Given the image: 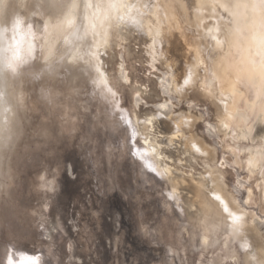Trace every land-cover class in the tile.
<instances>
[{
	"label": "rangeland",
	"instance_id": "374dc122",
	"mask_svg": "<svg viewBox=\"0 0 264 264\" xmlns=\"http://www.w3.org/2000/svg\"><path fill=\"white\" fill-rule=\"evenodd\" d=\"M221 1L202 6L203 0H169L164 6L137 0L131 10L136 18L122 19L119 25L121 37L113 36V27L106 35L97 28L101 42L96 60H83L85 53L73 66L64 59L73 34L59 49L66 51L42 60L37 37L45 31V20L36 14L24 17L22 39L36 48L33 54L22 58L19 53L13 59V74L23 79L25 107L19 136L7 156L10 177L0 190V264L9 259L12 264H32V258H38L36 264H264V189L257 186L264 162L254 173L245 162L250 148L260 146L264 152V121L255 110L251 132L244 139L239 115L247 113V102H254L257 92L240 79L234 100L213 83V63L223 55V34L241 24L234 0ZM155 4L172 16L170 30L182 46L201 45L205 65L199 60L184 91L175 87L163 66L164 41L155 36L147 42V31L138 23ZM201 13L204 21L196 18ZM199 76L205 78L203 83L207 80L202 93H209V98L191 95ZM145 86L147 93L137 92ZM234 101L236 115L221 123L219 112H229ZM175 111L194 117L195 134L207 142L214 160L208 162L210 167L187 153L182 162L176 159L182 167L174 166V171L186 177V185L198 186V177L213 168L240 226L228 213L213 228L199 214L192 216L184 184L174 191L145 146L146 114L169 121ZM137 149L143 159L133 154ZM246 237L253 238V257L244 246Z\"/></svg>",
	"mask_w": 264,
	"mask_h": 264
},
{
	"label": "bare ground",
	"instance_id": "6f19581e",
	"mask_svg": "<svg viewBox=\"0 0 264 264\" xmlns=\"http://www.w3.org/2000/svg\"><path fill=\"white\" fill-rule=\"evenodd\" d=\"M155 1H159L164 6L168 5L169 3V0ZM214 2L219 3L222 1L213 0V2H208L207 0H203L202 6ZM136 3L137 0H0V190L4 185L3 180L10 177L9 172L7 173L6 170L7 156L11 150V147L15 145L17 137L19 136V124L22 120V116L24 115L25 107L23 79H20L14 76L15 74H13V68L15 65V61H13V53L17 52L18 50V53H20L21 57L23 58L28 55L29 52L33 54L32 51H35L36 48L35 43L26 41L24 42L22 39V37H24L22 36L23 30L25 29L23 27V21L26 19L24 17H30L31 15L33 16L36 14L38 17L41 16V19L43 18L45 20V31L42 36L40 35V38L37 37L39 39V43L38 40L37 43L40 45L38 58L42 60L51 58L59 51L63 52L65 49L59 50L61 45L68 41L73 34L74 37L72 36V38L69 40L70 42L68 47L65 46L67 47V52L64 58L67 65L73 66L75 63L80 61L79 58L83 57V54L85 53L86 54L83 60L87 62L91 61L92 59V61L96 60V50L99 48L101 42L97 36V28L102 27L104 32L101 34L104 33L106 35V32H109L107 30L110 27H113V36L121 37L122 32L119 25L122 23V19L136 18L131 15L132 7ZM234 5V11L239 16L238 18L241 21L239 23L241 24L239 25L238 29L232 31V27L231 31L229 30L230 32L223 34L225 37L223 40L224 45L221 47V54L223 53V55L221 56L219 54L221 57H219V60L217 59V62L214 60L215 63H213V65L215 64V66H213V83L215 81L220 87V91H222L221 93L225 91L226 95L234 100L236 99V93L238 89L237 82H240V79H244L246 84H248L254 89V91L257 92L254 102H247V113L242 115L238 114L239 121L244 124L246 130L241 136L244 139H247V136L251 132V124L249 123L252 117L251 114H254L255 110H257L260 119L264 121V0L260 1L258 4H254L252 0H234ZM23 9H25V13L23 12ZM209 13L213 15L212 11ZM171 17L164 15L160 9V6L155 4L153 9H151L149 12V15L143 17V20L138 22L140 23L142 29L140 26L138 27L142 31L143 28L147 31V33H145V40H147V42H149L147 38L152 37L151 39H154L153 37L155 36H159L161 40L164 41L165 47L163 49L165 57L163 66L166 65L167 69L172 74L175 87L183 90L184 88L182 87L185 86L183 83L184 79L190 76L193 80L192 76L195 71L197 72L196 68L199 67V60L202 62L201 65H205V60H202L203 54L200 44L190 43L188 45L182 46L183 43H180L179 38H176L179 36H174L173 32H171L172 30H170L171 24H173L172 22L170 24V19L173 20ZM205 17L206 15L201 13L196 18L199 21L203 20ZM144 32H142L143 38L145 37ZM150 38L149 40H151ZM142 43L145 45L144 42ZM85 47L87 49H85ZM193 48L194 51L192 50L191 52V49ZM216 55L219 56L217 52ZM217 56L215 58H217ZM210 57L212 59L214 58V55L212 54ZM65 60L63 61L64 63ZM201 76H199V78ZM199 78H195L196 81ZM203 79L205 78L203 77ZM203 79L200 78L193 88L192 93L190 92L191 95L194 94L193 97L196 96L198 99L200 97H208L209 94H203L205 87L204 83L207 81L206 80L203 83ZM192 80H190V83H192ZM209 84L211 85L212 81ZM145 87V91H142L139 88H136V90L137 92L144 94L147 93L148 89V86ZM213 87H215V85ZM152 93L153 92L147 96L150 97ZM231 103H233V105H230L231 107L229 108V112L227 111L228 113L219 112L221 123L224 121V124H227V122L231 121V119H233V117L236 115V102L234 101ZM146 115L149 118H147V123H145L143 126V128L147 130V137L144 139V144L151 151V153L153 152L152 155L155 156L160 169H162L164 175L170 179L169 181L172 182L174 191H177V188L184 184V192H186L185 198L188 199V204L191 207L188 208L190 209V214L192 216L199 214L202 219L205 222L211 224V227L213 228L216 227V224L220 219L219 217L224 213H228L229 215H227L232 218L231 222L233 220L234 223H237V226H240V223L235 221L237 217L231 209L230 197L229 195H226V192L223 190L219 182L221 179L216 176L217 172L213 171V168L210 170L211 172H209L207 176H203L204 174H201V178L198 177V186L191 184L186 185L188 181L186 177L174 171V169L177 167L179 169L182 167L179 164L177 165L176 159L182 162L184 160L183 156L187 153L189 154L191 160H195L196 163L202 161V163H204L205 161L208 165L214 160L213 153L209 149L207 142H205L203 139H200L199 136L195 134L196 120L194 117L190 114H186L185 112H176L173 113V115L171 114L172 119L169 117L171 121L170 119L168 121L156 113L151 112L147 113ZM160 134H163L164 136L162 135L161 137ZM159 135L161 139L159 138ZM197 148H199V151H196ZM249 150L250 153L245 162L250 173H254L262 166L264 162V152L260 146L250 148ZM185 159L187 158L185 157ZM187 161L189 160L187 159ZM174 166L177 167L174 168ZM207 169L209 170V168ZM190 171H192L191 168ZM184 173L181 172V174ZM218 176L220 177V175ZM191 181L193 182V180ZM257 186L259 190L264 189V173L259 175L257 179ZM261 196H264L263 192L261 193ZM195 207L196 209L194 210L193 208ZM249 223L251 224L252 222ZM231 225L233 226V224ZM234 229H232V231H234ZM249 231L250 230H247L246 234ZM251 239L253 240V238L246 237V244H244V246L247 245L246 248H250L251 251L247 254L250 257H253L255 251L253 252L252 249H254L255 246L252 244ZM261 250H263L264 253V248H261ZM262 260H264V258Z\"/></svg>",
	"mask_w": 264,
	"mask_h": 264
},
{
	"label": "snow or ice",
	"instance_id": "6c2138e0",
	"mask_svg": "<svg viewBox=\"0 0 264 264\" xmlns=\"http://www.w3.org/2000/svg\"><path fill=\"white\" fill-rule=\"evenodd\" d=\"M190 79H191L190 76L187 77V78H185L184 81H183V83H184L185 85H187V84L189 83ZM121 119L125 120V123L130 124V121L127 120L125 117L121 116ZM133 136H135V133H133ZM196 151H199V148H197ZM133 154L136 155L138 158L143 159V155L141 154L140 150H138V149L135 150ZM145 166H146L149 170H151V171H153V172L156 171V170L152 167V165H151L150 163H147V162H146V163H145ZM36 259H38V258H32V264H36ZM8 264H12L11 259L8 260Z\"/></svg>",
	"mask_w": 264,
	"mask_h": 264
},
{
	"label": "clouds",
	"instance_id": "9594fccd",
	"mask_svg": "<svg viewBox=\"0 0 264 264\" xmlns=\"http://www.w3.org/2000/svg\"><path fill=\"white\" fill-rule=\"evenodd\" d=\"M18 50H17V52H15V53H13V56L15 57V56H18Z\"/></svg>",
	"mask_w": 264,
	"mask_h": 264
}]
</instances>
